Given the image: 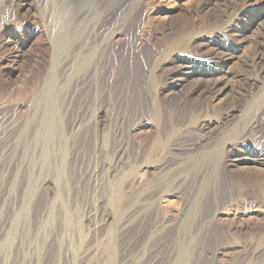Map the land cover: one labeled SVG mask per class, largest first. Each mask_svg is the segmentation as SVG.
Segmentation results:
<instances>
[{"label":"rangeland","instance_id":"374dc122","mask_svg":"<svg viewBox=\"0 0 264 264\" xmlns=\"http://www.w3.org/2000/svg\"><path fill=\"white\" fill-rule=\"evenodd\" d=\"M10 1L0 0V264H130L164 219L149 251L181 228L182 249L203 250L204 264H264V167L229 165L241 144L264 156V0H118L103 26L122 36L102 60L100 98L95 87L60 93L63 150L45 161L36 150L32 192L20 132L46 91L52 52L40 47L52 34L48 0ZM185 64L205 77L179 81Z\"/></svg>","mask_w":264,"mask_h":264},{"label":"bare ground","instance_id":"6f19581e","mask_svg":"<svg viewBox=\"0 0 264 264\" xmlns=\"http://www.w3.org/2000/svg\"><path fill=\"white\" fill-rule=\"evenodd\" d=\"M232 1L233 0H221V2L227 4ZM28 2L29 0H11L10 4L12 6L16 5V7L29 8L30 3ZM81 6H87V11L80 12L78 9ZM114 6H119L118 0H88L87 2L85 0H48L46 3L45 13H48L49 16V27L51 28L50 32L52 34V40L47 43L44 42L40 47V51H42L44 56H47L49 52H52L50 75L46 83V91L39 100L40 104L36 106V110L33 112L34 115L26 121L25 126L20 132V137H24L22 143V147H24V159L22 163L25 165V173L28 175V181L25 185V189L28 192H32L36 189L35 183L32 182V176L29 179V174L35 170V164L37 162L35 157L36 150H39V157H41L43 161L50 156H56L57 153L60 154L61 150H63L61 137L64 136L65 131L64 126L61 125V122L59 121L61 120L59 115V108L61 107L59 99L60 93L62 91L64 93L72 91V94L74 95L79 91L84 92L85 89L89 92L92 90V87H95V96L100 98L101 92L99 91V82L104 65L102 60L104 59L105 52H107L108 49H113V45L117 40L119 41L122 36V30L109 31V28L103 26L111 15L110 11ZM50 8L51 11L49 10ZM81 13L83 15H81ZM3 26L4 25H2L1 28H3ZM141 44L142 40H139L136 44V48L140 47ZM233 52L231 49L223 48V51L220 52V58L227 59L233 56ZM182 72L183 77H180L178 79L179 81L198 76L200 79L196 78V81L200 82L202 77H205L203 72L201 73V71L191 68L190 66H187V64L184 66L182 65ZM199 84L200 83H196L191 91L202 89V86H199ZM146 92L148 93L149 91ZM82 121H75L76 123L74 124V127L80 129L85 125ZM142 124V121H140L137 125L135 124L136 126L132 129H139ZM248 127H250L251 130H256L258 125L253 123L250 126H247V128ZM20 137L16 142L19 141ZM12 145V150L16 153L18 151V145L16 146L15 142H13ZM241 145L239 148L234 146L231 149L229 156L230 166L251 168H256L258 166L264 167V156L262 154H257L247 146L244 147ZM28 154L30 157H28ZM27 159H29V161L26 164ZM220 213V211L216 212L214 217L218 216ZM108 217L109 216H107V218ZM168 226L169 223L165 222V219L154 225V229L150 233L151 236L145 241L144 249L140 250V252L134 256L135 259L131 262L132 264L205 263V252L203 250L196 252V250L193 249V251H190L187 254L184 252V249H182V242L184 241L181 242V228L176 230L173 238L171 237V241H168L169 245L167 243V248L165 250L154 252L153 247V250L150 248L149 251L146 248L147 245L150 242L156 243L160 233L166 230Z\"/></svg>","mask_w":264,"mask_h":264}]
</instances>
